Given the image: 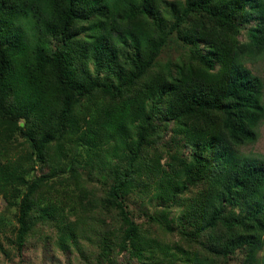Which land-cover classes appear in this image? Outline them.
Wrapping results in <instances>:
<instances>
[{
	"label": "trees",
	"instance_id": "trees-1",
	"mask_svg": "<svg viewBox=\"0 0 264 264\" xmlns=\"http://www.w3.org/2000/svg\"><path fill=\"white\" fill-rule=\"evenodd\" d=\"M250 2L0 0L6 257L35 237L90 264L260 263L264 162L234 150L264 118Z\"/></svg>",
	"mask_w": 264,
	"mask_h": 264
},
{
	"label": "rangeland",
	"instance_id": "rangeland-1",
	"mask_svg": "<svg viewBox=\"0 0 264 264\" xmlns=\"http://www.w3.org/2000/svg\"><path fill=\"white\" fill-rule=\"evenodd\" d=\"M173 1L176 4H180L184 2V0H169ZM253 0H251L248 8L253 11ZM258 5L256 9H260L264 6V0H258ZM109 22L112 21V17H109ZM20 24H22L24 30L26 31L27 35L34 36L36 34V26L34 24V20L31 17L23 18L20 20ZM112 33H106L109 40L106 42H110L112 47H118L121 50V54L126 55L128 53L133 52V48L129 44L128 37L124 38L120 35L124 32L120 31V26L117 25L115 22L112 23ZM101 28V27H100ZM114 36L112 40L110 37ZM242 40L246 39V36L241 37ZM171 53V48H166L160 55V59L165 61ZM177 53H173L176 55ZM242 63L252 72V74L260 77L263 80L264 85V48L261 50L260 54L254 57L251 56H244L240 59ZM263 103H264V96H263ZM256 130L258 133V138L254 142L245 143L240 146L235 147V152L241 156L242 158L252 161V162H264V118H262L257 126ZM40 172V171H39ZM93 182H95L93 180ZM133 208L137 209L139 202L137 203L136 200L132 203ZM6 209V201L2 197L0 198V216L3 220L9 224L14 225L15 222V210L16 207H12L10 210ZM138 211V210H136ZM0 238L3 240L5 245L8 244V237H4L0 235ZM258 257L260 258V263L264 264V245L261 251L258 253ZM125 254H122L119 257V262H124L126 260ZM238 261V260H237ZM0 264H90V261L83 260L82 257L79 255H72L69 257L67 254L62 252L59 248L55 246H48L46 245L41 239H37L35 237L31 238V240L26 244L24 247L23 253L18 254L14 252L13 257H6L3 253V250L0 249Z\"/></svg>",
	"mask_w": 264,
	"mask_h": 264
}]
</instances>
